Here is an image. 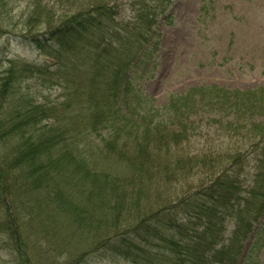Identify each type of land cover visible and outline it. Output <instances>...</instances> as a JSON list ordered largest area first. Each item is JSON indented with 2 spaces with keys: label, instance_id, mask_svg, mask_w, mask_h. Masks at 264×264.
<instances>
[{
  "label": "trees",
  "instance_id": "obj_1",
  "mask_svg": "<svg viewBox=\"0 0 264 264\" xmlns=\"http://www.w3.org/2000/svg\"><path fill=\"white\" fill-rule=\"evenodd\" d=\"M43 1L31 0L30 6H35L27 24L45 25L48 37L37 42L39 47H47L46 51L50 55L56 53L59 60L64 51L73 60L75 80L66 78L60 68L53 74L55 79L56 75L62 79L59 83L65 90L63 106L75 102V115L81 116L75 119V129L82 134L75 136V150L66 137L60 140V135L51 134V130L44 131L38 139L37 132L29 127H39L47 109L33 100L23 101L0 118V139L10 133L20 138L14 148L16 155L0 158V163L6 165L0 171V191L1 196L7 193L12 198L9 209L32 207L34 192L42 196L39 202L55 193L50 205L72 215L76 229L90 231L86 235L96 239V248L102 246L136 264H261L264 85L245 91L217 85L195 87L171 97L174 101L170 100L167 106L173 113L168 114L165 109L161 113L146 97L144 87L158 64L159 46L154 42L160 36L158 17L171 0H55L67 6L62 13L55 8L50 10L51 0L45 4ZM125 3L131 8L139 4L128 18L123 15ZM2 4L5 5L4 0H0L3 11ZM51 42L54 44L46 46ZM55 43L59 53L54 51ZM30 69L23 75L10 67L7 85L14 86L18 79L28 78ZM4 90L0 86V93ZM0 99L7 100L4 95ZM192 101L203 102L207 111L229 110L233 118L228 122L229 132L233 128L238 133L244 131L249 142L227 156L177 155L184 141L196 135V123H191L194 113L187 111ZM182 106L185 123L180 121ZM94 134L107 136L102 138L105 146L98 147L101 153L114 160L119 156L130 160L133 168L157 178L159 187L163 181L172 183L176 176L178 182L190 178L201 167L205 172L214 169L216 174L175 201H140L142 195L128 179L116 176L115 185L110 179L112 171L89 158L97 148L89 142ZM246 153L252 154L253 163H245ZM61 163L60 174L71 166L79 174L75 179L80 184L77 193L100 208L103 223L95 219V207H91L92 214L83 201L77 196L71 200L62 183L54 180L52 171ZM17 167L22 168L18 176L13 173ZM243 175L248 177V186ZM53 212L58 216L54 209ZM104 224H108L107 231L112 234L108 239L101 235ZM82 234L85 235L83 231ZM20 244L23 246L21 241ZM82 259L83 254L75 255V264Z\"/></svg>",
  "mask_w": 264,
  "mask_h": 264
},
{
  "label": "rangeland",
  "instance_id": "obj_2",
  "mask_svg": "<svg viewBox=\"0 0 264 264\" xmlns=\"http://www.w3.org/2000/svg\"><path fill=\"white\" fill-rule=\"evenodd\" d=\"M4 1L3 11L0 9V86L5 87V90L0 95H4L7 100L0 99V118L9 107L21 105L18 99L26 96L28 98L30 94L37 102H46L51 116H54L53 119L48 117L43 120L39 127H29L30 131L37 132L38 139L43 136L44 126L51 130V134H59L60 140L64 137L68 140V136L79 137L78 130L75 129V119L81 116L75 115V102L71 106H63L64 92L57 85L43 86L35 80L25 82L22 79H18L14 86L7 85L10 60L17 62L13 67L15 70H21L24 62L40 63L46 57L50 64L55 65V59L43 55L31 43L30 37L38 34L43 25L41 23L40 26L29 27L27 24L35 6H30L31 0ZM47 2L48 0H44L42 3ZM125 4L123 15L128 18L131 11H137L139 4L132 8L128 3ZM48 6L50 10L55 8L60 13L67 9L65 4H58L55 0H51ZM44 13L48 14L46 8ZM168 14H172V19ZM157 26L160 36L154 42L160 46L159 59L153 77L145 84V95L168 114L173 113L170 106H167L170 100L174 101L171 97L185 94L193 87L217 85L230 90H247L264 85V0H175L173 5L159 15ZM72 66L71 62L70 68ZM198 102L192 101L187 108V111L194 113L191 115V123H196V135L190 141H184L176 151L177 155L192 156L199 153L215 158L220 154L230 155L232 151L245 147L249 139L244 131L238 133L233 128L229 132L228 122L233 121L229 110H223L220 114L214 110L207 111V106ZM181 105L182 101L179 106ZM161 109L160 112L164 113ZM181 112L183 116L180 121L185 123V109ZM188 123L187 121L186 124ZM182 125L179 124L180 127ZM91 136L89 141L97 149L92 150L89 158L97 164L101 162L106 170L112 171L110 179L115 185L118 183L116 176L128 179L132 187L142 195L140 201L154 198L175 201L180 195L184 196L216 174L214 169L205 172V168L201 167L190 178L186 177L178 182L176 176L172 183L163 181L159 187L157 178H150L143 171L141 175L138 168L131 166L130 160H121V156L114 160L101 153L98 147L105 146L101 136L96 134L93 139ZM19 140V136L11 133L0 139V158H12L16 155L14 148ZM129 142L132 143L133 140ZM53 151L55 154L59 152L57 148ZM46 161L49 165L48 158ZM245 163H253L252 154L246 153ZM3 166L6 165L0 163V171L4 169ZM57 166L52 171L56 176L54 180L62 183L61 187L71 200L75 201L77 196L83 201L92 214L91 207H95V219L103 223L105 219L103 216L99 217V213L103 214L100 208L90 205L84 196L77 193L80 184L75 183V179L79 174L72 166L60 174L63 163ZM187 166L189 164L185 168ZM21 169L14 168L13 173L18 176ZM17 176L14 178L17 179ZM242 178L245 186H248V177L243 175ZM129 192L132 195L134 190ZM34 194L35 192L31 197L32 207L10 210L12 198L7 193L1 196L0 191V264H75V255L81 254L83 259L80 264H136L102 246L96 248V239H89L86 235L90 231L76 229L72 215L59 212L56 205H50L55 193L51 194V198L44 197L41 202L39 199L42 196ZM107 229L108 224H104L101 235L106 239L112 236ZM105 231L108 233L105 234ZM260 260L264 264V245Z\"/></svg>",
  "mask_w": 264,
  "mask_h": 264
}]
</instances>
